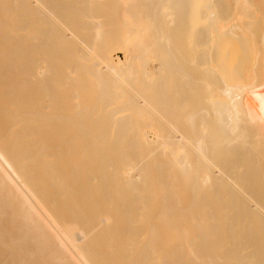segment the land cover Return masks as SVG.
<instances>
[{"label": "bare ground", "instance_id": "bare-ground-1", "mask_svg": "<svg viewBox=\"0 0 264 264\" xmlns=\"http://www.w3.org/2000/svg\"><path fill=\"white\" fill-rule=\"evenodd\" d=\"M0 264H264V0H0Z\"/></svg>", "mask_w": 264, "mask_h": 264}, {"label": "rangeland", "instance_id": "rangeland-1", "mask_svg": "<svg viewBox=\"0 0 264 264\" xmlns=\"http://www.w3.org/2000/svg\"><path fill=\"white\" fill-rule=\"evenodd\" d=\"M120 59H122L123 60V56L122 55H117Z\"/></svg>", "mask_w": 264, "mask_h": 264}]
</instances>
